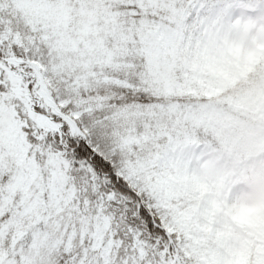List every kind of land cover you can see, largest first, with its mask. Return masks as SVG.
<instances>
[{
  "label": "snow or ice",
  "instance_id": "obj_1",
  "mask_svg": "<svg viewBox=\"0 0 264 264\" xmlns=\"http://www.w3.org/2000/svg\"><path fill=\"white\" fill-rule=\"evenodd\" d=\"M245 210L264 0H0V264H237Z\"/></svg>",
  "mask_w": 264,
  "mask_h": 264
},
{
  "label": "rangeland",
  "instance_id": "obj_2",
  "mask_svg": "<svg viewBox=\"0 0 264 264\" xmlns=\"http://www.w3.org/2000/svg\"><path fill=\"white\" fill-rule=\"evenodd\" d=\"M235 224L242 230L235 234L238 244L237 264H246L248 256L253 252L259 264H264V218H258L251 211L245 210L235 220Z\"/></svg>",
  "mask_w": 264,
  "mask_h": 264
}]
</instances>
